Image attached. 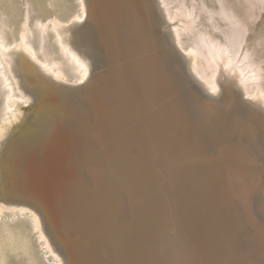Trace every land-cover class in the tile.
<instances>
[{"label": "bare ground", "instance_id": "bare-ground-1", "mask_svg": "<svg viewBox=\"0 0 264 264\" xmlns=\"http://www.w3.org/2000/svg\"><path fill=\"white\" fill-rule=\"evenodd\" d=\"M61 1L45 0L59 12L65 10ZM76 1L79 10L68 19L37 18L32 25L29 9L19 19L16 7L7 12L0 3V264L11 257L40 263L34 239L53 264H124L116 250L114 260L104 256L103 241L84 237L91 227L84 213L72 226L79 235L67 228L73 245L66 228L47 215L60 195L92 193L100 176L116 169L136 197L129 264H264V113L260 104L238 100L242 92L263 102L264 85L257 61L241 52L243 36L226 44L199 31L202 52L173 24L169 0ZM36 5L46 7L40 0ZM183 12L194 24L195 12ZM180 68L200 93L189 89L202 109L182 89ZM166 115L177 147L174 220L162 195L161 167L156 161L145 166L134 148L140 145L152 157L159 138L155 119ZM91 117L94 132L85 126ZM147 173L152 224L142 178ZM113 234L112 246L122 241V234Z\"/></svg>", "mask_w": 264, "mask_h": 264}, {"label": "rangeland", "instance_id": "rangeland-1", "mask_svg": "<svg viewBox=\"0 0 264 264\" xmlns=\"http://www.w3.org/2000/svg\"><path fill=\"white\" fill-rule=\"evenodd\" d=\"M6 1L7 0H0V3H2V4L4 3L3 5L5 7L2 6L3 9L6 10L7 12H10L12 8L16 7L17 9L15 8V12H16L15 15L17 17L20 16V17H18L19 19L21 18L23 13L26 11V9H29V17H30L29 22L31 25L35 22V20H37V18L42 19V20H46L45 18L49 19V18H55V16H57V17L59 16V17H62L63 19H68L71 15L75 14L79 10V7H78L79 3L76 0H67V5H66V3H64V2H66V0H64L63 2L61 1V4H64L63 6L65 7V10L60 11V12L55 7H52L50 5V3L47 2L48 3L47 4L45 2V0H40L44 3V5H46V7H44V10H42V11H39L38 6L36 5L37 0H29V1H27V0H11V3L9 2L11 4V6L8 4V1H7V3H6ZM29 2L30 3L32 2L34 5L32 3L30 4ZM154 2H155V0H154ZM169 2L172 3V4L170 3L169 6H170V10H171L170 12H171V14H173V20H174V21L172 20L173 24L177 23V26L179 25L181 32H182V38L185 39L184 40L185 42L187 40V42H186L187 44L193 43L192 45L195 47L197 46V44L196 45H194V44L198 41L197 43L201 47H197V48L199 50L201 49L200 51H202V52L205 50V47H204V45H202L203 42L201 41V39H202L201 36H199V38L197 40V36H198L197 34H199V31L202 32L206 29L204 32L205 35H207V32L209 31L208 36L210 33V35H212L211 38L213 37L215 40L216 39L221 40L220 42L224 41L223 43H226V44H231L230 43L231 40L234 41L237 38H238L237 40H239L243 36L244 40H243L241 52L243 54L248 52L249 53L248 57L250 58V61H255V62L257 61L259 66L256 63V67H258V70L261 69V70H259V72H261L260 73L261 79L259 78V80H261V81H259V82L264 85V0H185V1L184 0H173V1L169 0ZM177 2L179 4L180 3L181 4L179 5ZM28 3L31 5L30 6L31 8H29ZM7 4L9 6H7ZM176 5H177V7L181 6V7H178L180 9L177 10ZM183 5H184V7H182ZM27 6H28V8H27ZM204 6H206L207 9ZM227 6H228V10L226 12H228V14H227L228 17H226L227 16L226 14H225L226 16H224V13H226L225 10L227 9L226 8ZM32 7L34 10L32 9ZM202 7H204V9ZM222 7H223V10L225 9L224 12L222 11ZM156 8L159 11L157 3H156ZM187 9L191 10V12H193V13L195 12L194 17L196 20L194 21V24L189 23V21L191 22V18H190V16L188 17L187 15H188V13L190 14V11L189 12L185 11V13L187 15L184 14V12H183L184 10H187ZM211 10H212V12H211ZM57 11H58L59 15L57 14ZM71 11H72V13H71ZM174 11H175V13H174ZM211 14H212V16H210ZM4 16H6V15H4ZM174 16H175V18H174ZM229 18H230V20H229ZM230 21L232 22V24H234L233 26L230 25V23H231ZM235 22H237L236 23L237 25L235 24ZM192 24H193V28L191 27ZM227 25H229V26H227ZM194 26L200 27V28L198 27V29L196 28L198 31L194 28ZM235 26H236V28H235ZM184 27H185V29H184ZM186 27H187V29H189V27H191L192 30L190 28L191 31L190 30L186 31ZM192 31L194 32L193 35L191 33ZM205 37L207 39H211L210 36L209 37L205 36ZM230 37H232V38H230ZM234 37H235V39H234ZM199 40L201 43L199 42ZM32 41H33V44L34 45L36 44L35 46L38 47L39 42L37 40L35 30H34V36L32 37ZM193 41H196V42H193ZM47 42H48V44H47ZM217 42H219V41H217ZM45 44L50 47V48L46 47L50 50H51V45L53 47H55V41L53 40V44H52L51 37H49V39L46 40ZM172 47H174V43H172ZM202 47H204L203 48L204 50L202 49ZM54 50H55V48H54ZM51 52H52V50H51ZM201 56L202 55H200V60L202 61L203 57H201ZM248 57H246V61H249V60H247ZM221 62H222L221 59H219L218 64H217V70H218L217 71V77L218 78L220 77L219 75L221 74V71H222L221 65L219 67V64H221ZM230 68H232V65L230 66ZM233 68H234V64H233ZM66 69H68V68L66 67ZM179 73H180V77L182 79L181 81L183 82L182 89H185L186 94H187L186 96L188 98L196 100V101L193 100L194 104L196 106H198L200 109H202L201 107H204L202 105L204 103H202V101L198 97L193 98V96L189 92V89L192 88V85L190 83V80L188 79L186 72L184 73V71H182V69L180 68ZM233 75H234V73H233ZM248 83L249 82H247V84ZM70 86L74 87L76 85H70ZM222 88H223V85L220 83L219 84V91H221ZM191 91H193V90H191ZM193 92L198 96L200 95V93L198 94L195 91H193ZM206 92L207 91L205 90V93ZM239 93L241 95V96H238L239 103H241L242 105H245V106H249V107L250 106L254 107L253 105H256V104L259 105L260 104L259 107L261 108V111L264 113V101L262 102V98L260 100L259 97L258 98H256V97H254V98L253 97H244L242 92H239ZM214 97L215 98L219 97V94L215 95ZM245 99H248L252 102H246ZM170 100L171 101L174 100L173 95H172V97H170ZM259 100L262 103L259 102ZM171 101H170V103H171ZM0 102H1L0 106H2V101L0 100ZM170 105H167V107L169 108ZM1 109H2V107L0 108V110ZM203 111H206V110H203ZM89 119L90 120L86 121L85 126L88 125L87 127L89 128V130H92L94 132V129H96V128H95V124L93 122V117H91ZM155 122L158 123V125H156V126L158 128L157 132L159 134V138L157 139L156 144L154 145L153 155L151 154L152 157L147 156L145 149L143 148V150H144L143 151L142 147H140V145H137L138 147L135 146L134 148H136V150L139 151L138 153H139L140 157L138 156L137 158H140L142 163L145 164V166H148L152 161H156L158 163V165L161 167L162 172L164 174L162 176L163 182H161V186H162L161 189L163 192L162 195H163V197H165L167 203L169 204V211L171 214V219L174 220L175 218H177V211H176L177 178L175 176V164H176V155H177L176 141L174 140L172 135L170 136V134H169V131H171V130L169 128L167 115L163 116L159 119L156 118ZM157 151H158V153H157ZM113 172L110 174L103 175V177L100 176L98 188L95 191H93L92 193H90V192L89 193H82V194L67 193V194H65V196L60 195V197H59L60 199L56 198V200L57 199L58 200L57 201L55 200V203L59 202L60 204L58 203L55 206L48 205L49 207L47 208V211H48L47 215L51 219H54V221L58 227L61 223V226L59 227L60 230L63 231V229L66 228V229H64V233L67 232L65 235H66V237L69 238L70 242H72L70 235L71 234L74 235L73 233H78V235H79V233H80V232H78L77 228L72 227L74 225L73 223L75 221L81 219L82 214L84 213V217L86 218L87 223H89L91 226L89 234L84 236V237L86 238L87 236H89L90 240L94 241V243H98V242L103 241L102 243H98V244L101 245V247L103 246L102 248H105L104 256L108 257V259H111V260L115 259L114 253L116 250L117 251L116 254L121 255V258H122L124 264H129L128 263V257L130 256V254L128 253L129 248H127V247H129L130 245L132 246L134 243L133 242V236H132V230H133L132 227H134V225H133V222H134L133 212H135V209H136V200H135L136 197H135V194L132 192L131 188L129 187V185H126L127 179L125 180V178L121 174H119V173H121L119 171V169H116ZM115 174H117V175H115ZM165 176H167V177H165ZM119 177L121 178L120 181H119V179H120ZM164 177H165V180H164ZM142 178L144 179V181L146 179L145 185H144L145 186L144 187V195H146V198H147V211L149 213H151V214L148 213V221L150 220L149 222H151L150 224H152L155 221V202L153 200V190H152L153 186H152L151 179H150L148 173H147V175L145 174ZM131 182H132V187L135 189V181H131ZM138 183H139V181H138ZM124 184H125V186H124ZM122 189H124V190H122ZM93 194H95V196ZM167 195H168V197H167ZM61 196H63V198L65 197V198L62 199ZM68 198H70L71 200ZM65 199H68V200L65 201ZM60 201H62V202H60ZM65 203H66V205H65ZM59 205H61V206L59 207ZM77 205L79 207H77ZM56 206L58 208H60V211ZM62 206H63V208H65L67 210H65L63 208L61 210ZM151 207L152 208L154 207V208L152 209ZM55 208L57 211L55 210ZM68 213H69V215H68ZM56 217L60 221L59 223H58V220ZM87 217H89V218H87ZM167 218L168 217H165L164 220L167 221ZM65 223H66V226H64ZM62 226H64V227H62ZM69 226H71V227H69ZM67 228H69V230ZM70 229H73V230H70ZM67 230L70 231V233L71 232L72 233L70 234ZM95 232L96 233L99 232L100 235L96 234ZM105 233L109 234L108 238L105 237V235H104ZM111 233H114L113 235L122 234V241L120 243H114V245L116 244L115 245L116 247L114 245H113L114 247L111 245V242L109 239V236ZM67 234H69V235L67 236ZM161 235L163 236L164 234H161ZM96 236L101 237L102 240L101 239L98 240V238ZM77 238H79V236ZM150 238H151V236H150ZM34 242H35L34 246H35L36 255L38 257V261H40V263L37 262V264H43V263L44 264H53V261L51 262L49 259L45 258V255H43V252H42L39 244L36 243L35 239H34ZM73 243H74V241L70 245H73ZM117 246H118L119 250L117 249ZM36 248H38V249H36ZM121 248H123L122 251H120ZM71 250H72V246H71ZM38 255H40V256H38ZM9 264H27V263H26L24 258L16 259L15 257H11V259L9 260ZM114 264H115V260H114Z\"/></svg>", "mask_w": 264, "mask_h": 264}, {"label": "water", "instance_id": "water-1", "mask_svg": "<svg viewBox=\"0 0 264 264\" xmlns=\"http://www.w3.org/2000/svg\"><path fill=\"white\" fill-rule=\"evenodd\" d=\"M175 46H176V45H175ZM175 48H176V51H177L179 57H180L181 59H184V58H185L184 53H183L182 51H180V50L177 48V46H176ZM194 84H195L197 87H199V88H200V86H201V83H200V81H198V80H194ZM205 94H206L207 96H210V97L213 96V94H212V93H209V92H206ZM245 101H246V102H252V101H250V100H248V99H245Z\"/></svg>", "mask_w": 264, "mask_h": 264}]
</instances>
